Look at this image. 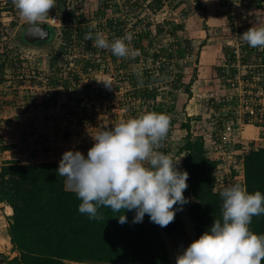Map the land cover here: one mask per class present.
<instances>
[{"label":"clouds","instance_id":"1","mask_svg":"<svg viewBox=\"0 0 264 264\" xmlns=\"http://www.w3.org/2000/svg\"><path fill=\"white\" fill-rule=\"evenodd\" d=\"M30 29L49 18L55 0H13ZM39 36V35H38ZM252 48H264V24L259 23L238 37ZM133 33L109 41L103 33L85 35L93 47L110 50L116 57L138 54L130 50ZM170 127L165 113L145 112L138 117L101 129L87 156L77 150L62 154L57 174L65 177V188L81 201L78 211L89 219H102L98 209L110 208L121 224L127 222L125 210L135 212L132 223L150 222L166 227L183 210L189 198L187 171H181L170 154L159 151ZM222 217L176 257V264H264V234L253 233L249 225L254 216L264 215V194L249 193L241 184L220 191ZM179 205L180 208H174Z\"/></svg>","mask_w":264,"mask_h":264},{"label":"rangeland","instance_id":"2","mask_svg":"<svg viewBox=\"0 0 264 264\" xmlns=\"http://www.w3.org/2000/svg\"><path fill=\"white\" fill-rule=\"evenodd\" d=\"M110 1L113 2L109 3ZM131 1L132 3H137L139 8L134 13H129L128 15L124 13L122 5L121 7L118 5L119 3H122L123 0H56L54 8H52L51 12L60 14V18L63 20L66 19L69 23H72V29L76 31L77 35H83L84 38L89 32H92L93 34L100 32L107 38L109 32H113L112 29L114 27H112L111 24L115 16H117V19H120V16H126L127 19L133 16L131 21L125 22L127 25L122 26L127 29H131V31H135L138 34L136 36L139 41L138 46L132 45V47L134 50H138V54L136 55L139 57H136V60L133 59L130 61V58L128 57L119 58L115 56L114 66L118 63V66H121L120 63H122L125 64V69L128 71H134L133 74L135 73V75L133 76V80L135 81L136 86L139 85L140 88L143 87L142 85L144 84L142 80L143 77L147 76L145 68H149L151 65L156 67V63L160 61V59H166V64L161 66V68L158 67L159 69L156 72H159L160 76L155 77L152 75L151 77L153 78H150L151 81H146L150 84V88L147 91L150 95L148 96L147 101L154 102V104L156 103L154 107L156 113H164V109H170V111L174 109V114L171 113V115H169V110L168 113L165 112V114H168L170 117H190V114L196 115L199 112L203 113L204 107L210 104V95L212 93H218L220 91V87L227 84L229 80L230 69L223 67L226 64V60L231 57L234 49L238 48L245 51V49L250 47L246 42L238 38L249 28L253 27L251 23L245 22L240 18L244 9V4L246 3L240 4L235 10L232 9L233 11L231 9H227V13L231 16V19L229 20V32L223 34L221 30L218 31V35L224 38L223 60L216 68V72L207 78L209 80V89L204 92L196 91V93H194L190 92L192 91V89H190V83H192V80L196 77L195 72L193 71L191 74H188L187 80L183 78V72L184 68H194L195 65L199 63L197 53L200 51L201 46H198L197 50L196 48H193V52L196 50V53H193L194 57H192V52L190 54L185 48L186 40H188V37L195 32L201 34L203 31L208 34L211 33V38L212 36L215 38V32H217L214 31L215 28L205 24L203 16L205 13L203 14L202 7H200L201 0H163L162 8L157 12L151 10L150 4H152V0ZM262 2H264V0H262ZM262 4L264 3H260V5ZM112 5H115V8L112 7ZM175 6L180 7L175 9ZM262 11L264 12V10ZM232 17L234 18L235 23H232ZM13 19L16 20V25L11 26L10 23V34H12V37L15 38L21 26L28 22L19 26V24L24 21V19L20 17L19 13L14 16ZM13 19H11V21ZM190 22L195 23L196 26L188 25ZM82 24H85L86 26H83ZM200 24L202 25L201 28L198 27ZM157 25L163 26V33H159ZM74 37L75 41L72 40V42L76 45V48L79 49V45L82 40L78 39L76 34ZM63 44H65V41L61 39L58 47L50 55L29 54L26 52L27 59L29 61L27 62L28 65H32L33 68H36V65H38L44 70L47 69L51 72L57 70L60 72L61 66L68 65V63L71 64V61L67 58L65 46ZM17 46L18 49L21 50V46L18 44ZM17 53V50H15L14 55ZM169 56L171 57L170 60L168 59ZM54 57H56L57 65L50 67L49 64L52 62V58ZM73 63L74 67L77 65L79 68L80 65L83 64L80 60L73 61ZM115 70L118 71L119 69L116 68ZM65 73L66 72L61 74L65 75ZM112 73L113 72L110 71H104L103 73L101 72V69H99L96 73L89 74L84 82H91L92 79H97V83H101L104 87L108 85V88L104 89L109 92L105 98L112 99L115 103L107 108L110 110L115 108L116 115H118V117H138L145 112H151L146 104L142 105L140 103L139 99L143 97L141 92L138 93L137 97L130 93L124 94L125 89L127 92L129 91L131 83L122 85L124 88L122 92L124 95H122V90L118 85L120 83L118 82V79L111 77ZM82 75L83 74H81V76ZM37 76L42 79L40 81L34 80V75L29 74L28 78L22 83V85L26 87V91L21 93L23 104L25 105H12L10 102L12 95L7 94L5 98V106H3L4 109H0V133L2 134V131L12 129L17 140L16 145L17 147L20 146L18 149L21 155L20 157L26 158L25 160H28L29 162H36L37 159H39L37 160L39 162L46 160L44 158L49 154L46 150L51 143L54 142L46 141V138L51 135L50 131H46V127L50 122L47 117H60V121L63 111L62 107L58 108V103L61 102L57 101V96L51 94V92L54 91V88L49 87V85L45 83L41 85L43 81H46L44 73L43 77H39V75ZM84 78H86V75ZM110 84L113 85V87L116 86L115 91L119 93L118 96L109 87ZM8 85H10V83L6 82V89H8ZM133 86L135 85L133 84ZM8 91H10V88ZM144 99L142 98V100ZM190 99L194 101L191 109L194 108V106H198V111H196V113H192L191 110L187 112L185 111L187 103ZM10 109L11 112L9 115L8 112ZM76 109H78V107H76ZM100 110L106 113V111L102 108ZM4 117L22 118L10 120L12 122L10 125ZM108 117H115V114ZM57 123L56 125L59 128H62ZM43 124L46 125L43 127ZM248 131V136L252 138H257L259 136L257 130L252 127H250ZM43 135L48 136L43 139ZM6 141L7 144L10 143L9 140ZM176 153L177 151L175 147L173 159L179 160L180 158L176 157ZM16 154L18 155L17 149ZM85 155L87 156V153H85ZM51 156L50 158H52ZM17 160L19 161V159L9 161L17 162ZM2 161L7 162L8 160ZM190 201L191 203L194 202L193 199H190ZM1 207L2 206H0V216L8 222L6 215L1 212ZM0 242H2L1 245L5 243V237L0 238ZM17 256L18 254L13 252L12 247L7 246L0 253V264H8L7 260H5L6 258L8 260H12Z\"/></svg>","mask_w":264,"mask_h":264},{"label":"built area","instance_id":"3","mask_svg":"<svg viewBox=\"0 0 264 264\" xmlns=\"http://www.w3.org/2000/svg\"><path fill=\"white\" fill-rule=\"evenodd\" d=\"M111 2L113 1L109 3ZM223 2L231 10H235L240 4L244 3H253L255 6L264 3L262 0H223ZM128 4L129 0H123L122 3L118 4L119 7L122 5L126 15H128L130 10ZM112 7L115 8V5H112ZM51 10H49V18L46 21L51 26L60 28L61 38L63 39V30L72 29L73 24L68 21L65 22L60 18V14L52 13ZM18 13L13 0H0V109H4L3 106H5L7 94L12 95L10 100L12 105H22L21 93L26 91V87L22 83L28 78L29 74L34 75V80L40 81L42 78H38L37 75L43 77L44 73L46 81H43L41 85L45 83L49 87L54 88L51 94L56 95L57 101L61 102L58 103V108H63L61 120L56 123L64 130H72L79 137L82 135L87 143H91L94 134L101 129L111 128L116 123L127 120V117H118L115 108L112 110L107 108L115 103L112 99L105 98L109 92L104 89L108 88V85L104 87L101 83H97V79H92L91 82H84L89 74L96 73L97 70L101 69L103 73L104 71L113 72L111 77L118 79L120 83L118 85L122 90L121 94L124 90L122 85L127 83H131V86H129L130 89L127 88L129 89L128 92L126 89L124 90V94L130 93L137 97L139 91L142 90V98L145 99L142 100L140 98V103L142 105L146 104L151 112H155L156 103L147 101V95L149 94L147 91L150 88V84L146 81L152 75L155 77L160 76L159 72H156L161 66L166 64V59H160L156 63V67L151 65V67L145 68L147 76L143 77V87L139 88V85L136 86L133 80L134 71H128L125 69V64L122 63H120L121 66H118L119 63L114 66L115 56L111 54L110 50L93 47V41H86L85 39L81 41L79 49H77L72 42V40L75 41L73 36L70 42L63 44L71 64L68 63V65L61 66L60 72L57 70L52 72L47 69L44 70L36 64V68H33L32 65L27 63L29 61L26 52L18 49L12 37L13 35L10 34L11 18H14ZM132 19L133 16L129 19L126 16H120V19H117V16H115L111 24L114 27L112 29L113 32H109L107 39L112 41L115 38L123 37L125 33L131 32L133 33V39L129 47L130 50H134L132 45L138 46L139 41L136 37L138 34L122 26L127 25L125 22ZM232 23H235L233 17ZM82 25L86 26L85 24ZM15 50L18 53L14 55ZM126 57L130 58L131 61L133 59L136 60V57L139 56L132 55L130 51V54ZM78 60L83 62L80 68L77 65L74 67L73 61ZM225 63L223 67L230 69V77L227 84L220 87L218 93L210 95V104L204 107L203 113L199 112L196 115H189L191 117L190 134L193 138L200 137L203 139L209 151V156L213 161L217 162L215 173L216 191H221L225 186L237 183L244 186L245 156L251 151L258 150L264 146V48L249 47L245 51L236 48ZM113 67L119 70L116 71ZM64 72H66L65 75L61 74ZM81 74L83 75L81 76ZM85 75L86 78H84ZM6 82L10 83L8 85L10 91L5 87ZM109 87L117 96L119 95L115 91L116 86L113 87L110 84ZM101 108L108 115L101 111ZM168 110L170 111V109H164L163 112L168 113ZM171 113L174 114L175 110L172 109L169 115ZM112 114H115V117H108L112 116ZM103 115L107 117H102ZM174 119L175 117H170L169 132L159 151L170 150V141L175 129L171 125V121ZM250 127L257 130L259 135L257 138L248 136ZM2 137L0 134V157L6 145ZM46 141L54 140L50 138ZM37 160L35 163H39ZM53 162L59 163V161Z\"/></svg>","mask_w":264,"mask_h":264},{"label":"trees","instance_id":"4","mask_svg":"<svg viewBox=\"0 0 264 264\" xmlns=\"http://www.w3.org/2000/svg\"><path fill=\"white\" fill-rule=\"evenodd\" d=\"M128 5V14L139 8L131 0ZM150 6L157 12L163 0H152ZM258 7L264 10V4ZM157 30L163 33V26L157 25ZM75 34L85 39L73 29H64L63 40L69 42ZM56 65L54 57L49 66ZM185 128L190 130L189 125ZM178 154L184 155L181 171L189 174L184 196L194 200L189 216L198 239L222 217V198L216 191L217 162L209 156L203 139L190 133ZM244 164L246 190L264 194V146L247 154ZM58 166V162L3 164L0 204L13 210L8 223L13 252L18 254L12 260L6 258L8 264H171L163 237L147 214L142 223L133 224L134 210H125L127 222L121 224L118 216L123 210L116 213L101 207L98 211L102 219H89L79 213L81 201L66 190L65 177L57 174ZM249 228L255 234H264V215L254 216Z\"/></svg>","mask_w":264,"mask_h":264},{"label":"crops","instance_id":"5","mask_svg":"<svg viewBox=\"0 0 264 264\" xmlns=\"http://www.w3.org/2000/svg\"><path fill=\"white\" fill-rule=\"evenodd\" d=\"M200 2H201L200 7H202L203 14L205 13L203 15L205 24L207 26H211L215 28L214 31H217V32H215L216 33L215 38L213 36L211 38L210 36L211 33L208 34L205 31H203L202 34L196 33V32L192 34L190 33L191 34L190 37H188V40H186L185 48L188 50L190 54L192 52V57H194L193 53H196L195 51L197 50V47L201 46L200 51H198L197 53L199 63L196 64L194 68L192 67L184 68V72H183V75H184L183 78H185V80H187L188 74H191L193 71L195 72L196 77L192 80V83H190L191 84L190 89H192V91L190 92H194V93H196V91L204 92L209 89V80L207 78L209 76H212L211 74L216 72V68L222 62L223 57H224V52H223L224 51V45H223L224 38L218 35V31L221 30L223 34L228 33L230 29L229 20L231 19V16L227 13V9L228 10L230 9L224 4L223 0H201ZM240 18L245 22L251 23L253 26L259 23L264 24V12L262 11V9H260L258 6H255L253 3L244 4V9L241 13ZM13 20L11 21V26L16 25V20L15 19ZM25 22L27 21L24 20L22 23L19 24V26ZM201 24L198 26L199 28H201L202 26ZM188 25L196 26L195 23H191V22L188 23ZM193 48H196L194 52H193ZM139 92H142V90H140ZM193 104H194V101L190 99L187 103V107L185 111L187 112L191 110L192 113H196V111H198V106H194V108L191 109V106ZM10 112H11V109L8 112L9 115H10ZM102 117H107V116L103 115ZM4 118H6L7 123H10L11 125L12 122L10 120L18 119L22 117H4ZM43 118H46V117H43ZM47 118L49 119L50 122L48 123L46 127L47 129L46 131L48 132L50 131L51 135L47 137L46 140L52 138L54 140V143L50 145L46 150V152H49L50 155L49 154H48L49 156L46 155V157L44 158L46 160H44L43 162H39V163L60 161L62 158V154L69 150H77V151L82 152L85 155V153L88 152V149H90L93 146L94 140H92L91 143H87L86 140H84V137H82V135H80L79 137L74 132H72V130L67 131V130H64L63 128H59L56 125V122L59 121L60 117H47ZM129 118L131 117H127V119ZM45 125L46 124H43V127ZM171 125H173L175 129H174V134L170 141L171 146H170V150L168 151V154H170L171 157L174 158L173 152L175 151V147H176V151H177L176 157L180 158L178 168L181 170L184 155L178 154V151L182 147H184V145L186 144L187 135H189L190 133V130L185 128V125H189L191 129L190 117H175V119L171 121ZM1 135L3 136L2 138H5L4 140H5L6 145L3 148V152L0 157V161H1L0 170L3 166V163H5L2 160L9 161V160L19 159V161L21 160L20 163L22 164L34 163L32 161L29 162L28 160H25L26 158L20 157L21 155L18 150L20 146L17 147L16 145L17 140H16V137L14 136V131L12 129L2 131ZM46 136L48 135H43V139ZM6 140H9L10 143L7 144ZM16 149H17L18 155L16 154ZM50 156L52 158H50ZM181 156L183 159L181 158ZM19 161L17 160V162ZM0 206H2L1 212L5 214L6 217L9 219L13 215V210H11L12 208L5 204H2ZM9 209L11 210L10 212H9Z\"/></svg>","mask_w":264,"mask_h":264},{"label":"water","instance_id":"6","mask_svg":"<svg viewBox=\"0 0 264 264\" xmlns=\"http://www.w3.org/2000/svg\"><path fill=\"white\" fill-rule=\"evenodd\" d=\"M40 27L45 33H37L36 29H30L29 24L21 26L18 30L15 43L21 46V50L29 54L50 55L58 47L61 42V31L44 20ZM39 35V36H38ZM190 201V199H189ZM191 201L183 205L182 211H177L174 221L166 227L161 228L157 225L160 234L170 253L171 264H176V257L181 254L194 240H197L194 226L190 220L189 209L192 206ZM174 208H180L174 205ZM5 237L6 242L1 245L0 253L7 246L12 247L13 244L10 235L8 222L0 216V238Z\"/></svg>","mask_w":264,"mask_h":264},{"label":"bare ground","instance_id":"7","mask_svg":"<svg viewBox=\"0 0 264 264\" xmlns=\"http://www.w3.org/2000/svg\"><path fill=\"white\" fill-rule=\"evenodd\" d=\"M12 210V209H11ZM10 209H9V212L11 211Z\"/></svg>","mask_w":264,"mask_h":264}]
</instances>
